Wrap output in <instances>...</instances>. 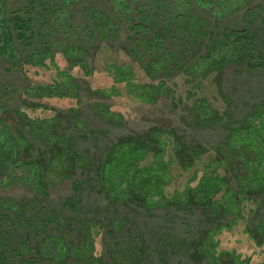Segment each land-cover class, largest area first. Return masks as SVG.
Segmentation results:
<instances>
[{"label":"rangeland","instance_id":"obj_1","mask_svg":"<svg viewBox=\"0 0 264 264\" xmlns=\"http://www.w3.org/2000/svg\"><path fill=\"white\" fill-rule=\"evenodd\" d=\"M29 4L0 0V136L12 146L0 161V264L264 261L246 232L264 222V0H37L23 41L12 22ZM29 115L51 131L31 130ZM252 133L254 149L243 142ZM121 144L169 169L167 198L106 183ZM36 162L50 168L40 184ZM205 167L252 209L227 189L218 209L173 197Z\"/></svg>","mask_w":264,"mask_h":264},{"label":"trees","instance_id":"obj_2","mask_svg":"<svg viewBox=\"0 0 264 264\" xmlns=\"http://www.w3.org/2000/svg\"><path fill=\"white\" fill-rule=\"evenodd\" d=\"M30 4L29 7H27V9H25V11L21 12V13H17V15H15L14 22H12V26L15 30H17V38L19 40H25L27 33L29 32V25L30 23H32L33 21V15L32 13L36 11V5L35 3L37 2V0H29ZM42 3V5H44V3L42 1H40ZM135 18L132 17V23L133 26H135L137 29V26H141L137 25L134 23ZM135 24V25H134ZM137 25V26H136ZM152 25V23L150 24ZM143 26V25H142ZM135 28V30H136ZM143 29H147L146 26L142 27ZM232 34V33H230ZM240 36H236L237 41L240 40L241 38L243 39H247L248 38V33L244 32H240L238 33ZM239 37V38H238ZM135 41V40H133ZM138 43H140V45H144L146 48H153V44L149 43L147 41L146 38L141 37L137 40ZM245 42H242V47L244 46ZM244 48V47H243ZM236 57H240L243 54V51H236ZM260 58L263 60L261 61V64L264 65V59L263 57L260 56ZM157 64H159L157 62ZM147 89L153 90V89H158L159 93H163L162 90H164V85H157V86H147ZM147 90V92H148ZM264 114V112H263ZM116 118H118V116H116ZM28 127L33 130L34 126L36 124H38L40 126V129L48 134L51 131V128L48 127V125H46L45 123H48L47 119H43L41 117H32V116H28ZM257 134L254 135V133H252L250 136H247L243 142H245V145L249 146L250 148L253 147L256 148L258 140L256 138ZM52 140V144L51 146H60L63 149H65V152H70L72 153V149L71 146L69 145H65V141L63 140V138H61V140L63 141H58L59 139H57L56 136H52L51 138ZM264 140V138H263ZM10 141L5 139V136H0V161L3 163L5 162V154L7 153V149L11 144H9ZM60 144V145H59ZM122 145V146H121ZM119 146H117L114 150H112L109 158L107 159V161H105L103 163L102 166V177L103 179L106 181L107 184H116L114 182H112L110 179L111 178H118L119 180V184L117 186L120 185V187L118 188H114L113 190L115 192H119L121 190H124L125 188L131 187V190L138 196L143 197L146 195H151L152 197L150 198L149 202L154 201V197H160V196H165L167 198L166 195V187L168 186V184L170 183V173H169V169H163V170H158V168L154 167L151 168L145 165H142L141 163L144 161V159L138 157L139 155H134L133 153H131L129 148L124 147L123 144H121ZM264 145V144H263ZM69 147V148H68ZM262 148L260 147L259 150H261ZM17 150H19L17 148ZM69 150V151H68ZM63 154V153H62ZM69 154V153H68ZM63 156V155H62ZM226 156L229 157V154L226 153ZM58 156H55L53 160H57ZM63 158V157H61ZM60 158V159H61ZM260 158L263 159V154L260 155ZM59 159V165L62 163V160ZM138 160L137 163H135L134 160ZM153 161V160H152ZM1 163V165H2ZM7 162H5L6 164ZM196 163H193V166ZM192 166V167H193ZM44 168V170H43ZM1 169V168H0ZM49 167H44V165H42L40 162H36V164H34L33 166V172L31 173V177H33L34 179H36V182L38 184H40V182L45 178V174L44 172L47 173V171H49ZM218 172V171H217ZM208 171L205 167V169L203 170V174L200 176V178L198 179L197 185L193 188L190 185H187V187H189V190H183V191H176L175 193L173 192L172 195L173 197H177L181 194H185L187 195V197H190L189 200L194 196H197L196 194H198L199 198H197V200L199 202H209L210 199L212 200L213 204L217 205L219 204L218 201H216L218 194L224 192L226 193L227 191L230 193V199H233V202H235L237 205V207L239 208H245L246 210H248L249 208H251L250 203H247L246 201L249 200L247 199L243 194L244 191L242 189H239L238 192L235 191H229V189L227 188V183H225V179L224 177L220 176L221 173L217 174L216 176L213 174L207 175ZM262 176L264 175L263 172ZM108 179V180H107ZM193 180H196L193 179ZM115 181V180H114ZM110 182V183H109ZM112 182V183H111ZM124 186V187H123ZM185 188V189H186ZM227 189V191H226ZM184 201V200H183ZM187 202V201H186ZM189 202V201H188ZM229 202V200L227 201ZM191 203V201L189 202ZM220 208L219 205H217V209ZM240 220H244L245 218L240 217ZM234 224V223H233ZM246 232L247 234H249L252 239L255 241V243L258 246H264V222L258 226L257 228V232L254 233L250 228L246 227ZM209 251V255L210 258L212 257V255L214 254L215 257H218L219 255H222L221 253L224 250H217L214 249L213 251L208 249ZM227 252V251H226ZM2 257V256H1ZM219 258V257H218ZM257 264H264V261L262 262H258Z\"/></svg>","mask_w":264,"mask_h":264}]
</instances>
